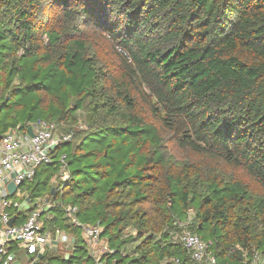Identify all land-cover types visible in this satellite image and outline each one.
<instances>
[{
  "label": "trees",
  "instance_id": "1",
  "mask_svg": "<svg viewBox=\"0 0 264 264\" xmlns=\"http://www.w3.org/2000/svg\"><path fill=\"white\" fill-rule=\"evenodd\" d=\"M41 120L72 137L22 187L74 245L37 264H95L82 225L104 264H185L189 218L219 264L264 255V0H0V135Z\"/></svg>",
  "mask_w": 264,
  "mask_h": 264
},
{
  "label": "built area",
  "instance_id": "2",
  "mask_svg": "<svg viewBox=\"0 0 264 264\" xmlns=\"http://www.w3.org/2000/svg\"><path fill=\"white\" fill-rule=\"evenodd\" d=\"M31 126L33 136L28 131L11 129L0 140V264H37L49 249L56 247L54 242L74 245L73 237L67 232L59 228L54 232L45 225L42 214L53 207V201L47 197L31 199L22 187L25 182L33 179L39 165L52 161L55 148L62 141L70 140L72 134H59V126L51 121L41 120ZM65 158L66 155H62L63 163ZM63 178H69L67 172H64ZM10 182H14L18 187L13 196L7 187ZM26 204L33 208L24 222L19 224L18 212L23 210ZM64 209L66 215L71 216L73 222L80 225L74 217L78 207L64 205ZM12 217L15 218L10 225ZM191 222L192 218L187 222L178 220L175 222L176 227L171 231L172 241L186 249L185 264H219L211 243L189 228ZM82 229L91 249L101 241L100 225H82ZM105 252H110L107 246H104L103 253ZM93 255L96 257L95 264H104L99 256ZM243 256L241 264H264V255L257 248H253L251 253L244 251ZM174 262L182 263L179 258Z\"/></svg>",
  "mask_w": 264,
  "mask_h": 264
},
{
  "label": "rangeland",
  "instance_id": "3",
  "mask_svg": "<svg viewBox=\"0 0 264 264\" xmlns=\"http://www.w3.org/2000/svg\"><path fill=\"white\" fill-rule=\"evenodd\" d=\"M90 42H93V41H90ZM35 114V117H38L39 116V113L38 112H36V113H34ZM62 132H65V131H63V128L60 126L59 127V130H58V133L60 134V133H62ZM68 150L71 152V149L70 148H68ZM86 162H87V158H85L84 159ZM73 168H75V167H73ZM85 170H83L82 169V171H80L79 173H78V175H77V177L78 178H81V179H86L87 178V180L89 179L90 180V176H91V173H90V170H88L87 172H84ZM95 183H96V181H94ZM87 183H88V185H92V183H93V181L91 180V181H87ZM98 184H99V182H98ZM44 191L42 190L41 191V194L39 195V196H41V197H44L45 195H44ZM201 236H204L203 234H201ZM108 237H104V240H106ZM58 241H60V240H58ZM56 244V247H58L59 249H60V251H58V252H60V253H64V252H66V250H68V246H67V244H65V243H61V242H54V245ZM103 251H104V243L103 242H99L98 244H95V245H93V248L91 249V252H95L94 254L96 255V256H99L101 253H103ZM65 254V253H64ZM63 255V254H62ZM226 257H224V259H223V261H225L226 259H225ZM221 261V260H220Z\"/></svg>",
  "mask_w": 264,
  "mask_h": 264
},
{
  "label": "water",
  "instance_id": "4",
  "mask_svg": "<svg viewBox=\"0 0 264 264\" xmlns=\"http://www.w3.org/2000/svg\"><path fill=\"white\" fill-rule=\"evenodd\" d=\"M28 133H29L31 136L34 135V132H33V128H32V126H30V127L28 128ZM1 138H2V136L0 135V140H1ZM7 187H8V190H9L11 196L15 195L16 190H17V188H18L17 185H16L14 182H10V183H8V186H7ZM53 192H54V190H53ZM14 218H15V217H12V219H11V221H10V225L13 224V220H14Z\"/></svg>",
  "mask_w": 264,
  "mask_h": 264
},
{
  "label": "crops",
  "instance_id": "5",
  "mask_svg": "<svg viewBox=\"0 0 264 264\" xmlns=\"http://www.w3.org/2000/svg\"><path fill=\"white\" fill-rule=\"evenodd\" d=\"M25 190V189H24ZM29 194V193H28ZM28 194H26V195H28ZM30 196V195H29ZM44 197H47V195L46 196H44ZM43 197V198H44ZM39 198H42V197H39ZM30 200V199H29ZM27 206L26 207H24V209H31V208H33V207H31L30 205H28V204H26ZM24 220H25V217L23 218V217H20L19 216V219L17 220V223H22V222H24ZM14 221V220H13ZM66 232V231H65ZM71 236V235H70ZM72 237V236H71ZM104 246H106V245H104ZM69 248H68V251L72 248V245H69L68 246ZM66 252H67V250H66ZM95 252H93L92 254H94Z\"/></svg>",
  "mask_w": 264,
  "mask_h": 264
}]
</instances>
